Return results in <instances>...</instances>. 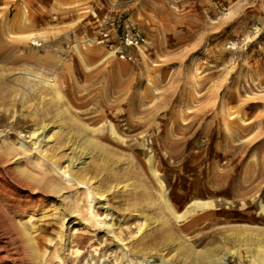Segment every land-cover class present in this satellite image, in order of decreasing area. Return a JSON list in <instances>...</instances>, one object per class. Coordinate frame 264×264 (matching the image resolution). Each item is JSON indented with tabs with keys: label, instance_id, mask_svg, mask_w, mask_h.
<instances>
[{
	"label": "rangeland",
	"instance_id": "rangeland-1",
	"mask_svg": "<svg viewBox=\"0 0 264 264\" xmlns=\"http://www.w3.org/2000/svg\"><path fill=\"white\" fill-rule=\"evenodd\" d=\"M127 32L145 41L124 47ZM38 127L105 148L91 150L87 165L103 169L87 176L148 264H216L224 252L264 264V0H0V254L15 252L0 264H37L31 230L41 264H72L77 249L116 264L107 229L65 214L11 151L14 128L34 142ZM56 141L58 158L68 150Z\"/></svg>",
	"mask_w": 264,
	"mask_h": 264
},
{
	"label": "bare ground",
	"instance_id": "bare-ground-1",
	"mask_svg": "<svg viewBox=\"0 0 264 264\" xmlns=\"http://www.w3.org/2000/svg\"><path fill=\"white\" fill-rule=\"evenodd\" d=\"M33 43L37 44L36 40H34ZM58 97L60 99H62L60 93H58ZM60 119H61V122L66 123V120L64 119V117L60 118ZM54 122H56V121H54ZM68 126H69V124H68ZM65 128L66 127H64L63 129H65ZM92 130H93V128H92ZM52 131H55V130H53V129L45 130L44 127H38L36 129H34L33 132H32V134H33V139L32 140L34 142H32L30 140L28 142H25L24 138H25V136L27 134V131L14 128V132L18 136V139L15 141V143H12V141L10 139H8L7 140L8 143H9L8 145H10V149H11L12 152L15 153V151H16L15 156L18 155V156H20V158H22V157L23 158H27L28 163L35 164L39 168V170H40L39 175L40 176L38 175V181H39V183L41 182L40 185L44 184L47 188L51 189V192L53 191L54 193H56L60 197H62L60 200L64 204L63 206H65V210L64 211L67 212L65 214H69L70 213V214H72L71 217L79 218L82 221L89 223L90 227L96 228L97 230L102 228V227L107 229L108 233L111 236H113V238L118 242L117 243V248L120 251L118 249L117 250L120 252L119 253L120 254V260H117L116 264H126V262H131V263H134V264H137V263L148 264V258L150 256L146 257L147 253L143 254L142 256H140V255L138 256V255H134V254L130 253L129 250H127L126 247L128 245V241H125L124 236L122 238L121 235H118V233H117L118 228L115 225L116 224L115 220L113 219L114 220L113 222L110 221V219L112 217V214H113V211H112L113 209H112L111 205L106 201L105 197L100 196L95 191V188L93 186V182H92L91 178L87 176L89 172H91L92 170H95L96 167H98L97 165H94V166H91V167L89 165H87L88 164V160L93 158V157H95V156H93L92 151L94 150V148H98L99 150H103L105 148H103L94 139H91L90 137H87L88 135L87 136H85V135L81 136L82 133H80V132H77V133L74 132L76 134H72V133L60 134L58 136L59 139H56L57 140L56 141L55 139L52 138V136L54 137V134L52 133ZM93 134H95V133H93ZM80 136H81V138H78ZM53 140H55L57 143H59L60 146L63 145L65 147V145H67V150H68L67 153L64 152L63 155L60 153L62 156L58 157V158H57V156H56L57 154H55V152H54L55 155L54 154L53 155H49L48 152H47L48 151L47 146L50 143L52 144V142H55ZM64 147H63V149H64ZM13 149H14V151H13ZM33 152H39V156L36 159L32 158L30 156V154L33 153ZM94 153H95V151H94ZM110 153L111 152H109V154ZM111 154H113V153H111ZM10 155H9V157H10ZM105 155L107 156V154H105ZM111 157L113 158V156H111ZM95 159H96V157H95ZM93 161H95V160H93ZM96 161L94 163L98 162V161L97 162ZM109 161H111V160H109ZM150 161H151V158H150ZM25 162H26V160H25ZM100 162L101 161H99V163ZM107 165H109V164H107ZM25 167H26V165H25ZM24 168L21 167V169H20L21 171L20 172L23 175H25L26 179H27L28 178L27 176H31V174H29L30 170L28 172L27 171L28 167H27L26 170ZM97 169L100 170L101 167H100V169L99 168H97ZM52 173H54V175H52ZM113 173H116V172H113ZM116 175H118V174L116 173ZM118 176H120V175H118ZM29 179H31V177ZM120 179H121V177H120ZM15 180H16V182L19 185H21L23 187L28 186L26 181H24L19 176H17ZM126 181H129V180H126ZM36 182H37V180H36ZM35 184L38 185V183H35ZM45 186H43V188H45ZM80 189H83V194H80V192H79ZM47 191H48V189H47ZM37 192H39V191H37ZM42 192H44V191H42ZM212 205L213 204H211V203L203 204V206H212ZM99 209L103 210V214L99 213ZM176 216H177V214H176ZM178 216H179V214H178ZM31 232H33V230H31ZM31 232L27 231V235L29 237V242L28 243H29V245H31L33 247V250H34L33 252H35V257L37 258L36 262H34V263L41 264L42 259H41L40 253L38 252V248H37V240H36L37 238L35 239L32 236L33 234ZM89 243H90V241H89ZM134 243H136V242H133V244ZM22 244H23L22 241H18L17 242L16 249H18V251H21L23 249V247H22L23 245ZM137 245H138L140 250L143 249L144 245H142V243L138 242ZM32 247H31V249H32ZM4 250H5L4 246H2L0 251H4ZM144 250L146 251V249H144ZM188 250H190V249H188ZM188 250H187V252H188ZM150 251H152V250H150ZM90 252L91 251H87V253H86V251L84 249L83 250L82 249H77L74 252V254L71 255L72 256V264H97L96 256L94 254L90 253ZM14 253L15 252H10L9 250H7L5 254H2V255L0 254V263L2 262V260H6V259H11L12 261H14V259H13L14 258L13 257ZM234 253L239 255V251L234 252ZM43 254L44 253H42V255ZM192 254L196 255V253H194L193 251H192ZM205 254H206L205 250L201 251V253L198 251V256L205 255ZM158 255H159L158 256L159 259H157L158 257L156 259L161 261V263H155V264H171L170 263L171 260H169V259L166 260L164 255H160V254H158ZM170 258H171V256H170ZM43 259H45V258H43ZM191 260H192V258H191ZM43 261H42V263H44ZM152 261H156V260L154 259ZM215 262H216V260H215ZM195 264H197V263H195ZM216 264H229V262H227V253L226 252H224L222 255H220V257H219V259H218Z\"/></svg>",
	"mask_w": 264,
	"mask_h": 264
},
{
	"label": "built area",
	"instance_id": "built-area-1",
	"mask_svg": "<svg viewBox=\"0 0 264 264\" xmlns=\"http://www.w3.org/2000/svg\"><path fill=\"white\" fill-rule=\"evenodd\" d=\"M105 38H102L101 41H104ZM145 41V39L137 34V33H132V32H127L123 38H122V43L124 44V47H139V45ZM111 46H113V44H111ZM122 50H120L121 52ZM122 57H125L124 54H121Z\"/></svg>",
	"mask_w": 264,
	"mask_h": 264
}]
</instances>
